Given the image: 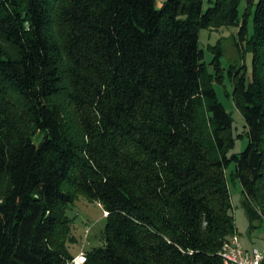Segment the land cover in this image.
I'll return each instance as SVG.
<instances>
[{"label":"trees","instance_id":"1","mask_svg":"<svg viewBox=\"0 0 264 264\" xmlns=\"http://www.w3.org/2000/svg\"><path fill=\"white\" fill-rule=\"evenodd\" d=\"M204 1L0 0V264H224L232 164L264 221V0ZM226 25L252 53L230 72L249 137L233 154L244 133L200 46ZM76 193L106 213L78 262L62 209Z\"/></svg>","mask_w":264,"mask_h":264},{"label":"rangeland","instance_id":"2","mask_svg":"<svg viewBox=\"0 0 264 264\" xmlns=\"http://www.w3.org/2000/svg\"><path fill=\"white\" fill-rule=\"evenodd\" d=\"M162 1L158 0L159 6H161ZM209 4L210 0H205L204 8H207ZM246 5V0H243L240 5L241 14L245 12ZM248 30L249 34L253 31V8L249 14ZM200 46L204 50V60L208 71L207 85H212L216 89L219 99L231 112L234 118L235 133H244L243 136L236 138V143L230 151V154L240 153L248 145L249 137L245 134L243 114L233 99V76L230 72L234 70L241 71L243 66H246L250 71L252 53L246 46L239 44L237 25H226L216 29L202 28L200 30ZM219 49L223 54L220 56V70H216L215 55ZM218 77L221 78L220 82ZM64 118L73 131L77 129V116L71 109L68 114H65ZM201 121L200 133L202 136L207 137L209 134L208 127L205 125L204 120ZM233 169L234 164L228 168L227 173L238 233L245 247L262 248L264 246V221L258 217L261 215L260 210L251 203L244 205L243 188L239 179L232 175ZM6 186L7 182L3 180L0 183V195H2ZM75 195L76 200L73 203L62 207L69 226L68 236L65 240L69 244L70 250L77 254L76 259L82 261L84 252L93 246L102 245V232L106 225V213L98 201L81 193ZM247 211L250 216H253L251 217L253 218L252 221Z\"/></svg>","mask_w":264,"mask_h":264},{"label":"built area","instance_id":"3","mask_svg":"<svg viewBox=\"0 0 264 264\" xmlns=\"http://www.w3.org/2000/svg\"><path fill=\"white\" fill-rule=\"evenodd\" d=\"M221 254L224 264H264V246L246 248L238 233L224 242Z\"/></svg>","mask_w":264,"mask_h":264},{"label":"crops","instance_id":"4","mask_svg":"<svg viewBox=\"0 0 264 264\" xmlns=\"http://www.w3.org/2000/svg\"><path fill=\"white\" fill-rule=\"evenodd\" d=\"M243 244H244V243H243ZM246 248H250V247L246 246Z\"/></svg>","mask_w":264,"mask_h":264}]
</instances>
